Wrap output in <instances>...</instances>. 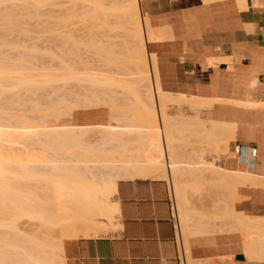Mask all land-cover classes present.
I'll return each instance as SVG.
<instances>
[{
	"label": "bare ground",
	"instance_id": "obj_1",
	"mask_svg": "<svg viewBox=\"0 0 264 264\" xmlns=\"http://www.w3.org/2000/svg\"><path fill=\"white\" fill-rule=\"evenodd\" d=\"M37 1L35 0V3L34 2H32V3H34L35 5L36 4L38 5ZM109 1L108 0H92L91 3L96 10H98V11L100 10V12L103 10L106 13H112V14H115L116 17H118V24L123 28V30L125 32L124 36L126 37V42L128 43V46H127L128 51H127V58L126 59H128V62H129V63H127V65L128 66L130 65V68L132 69V71H130V72L132 73L131 75H133V78H134V79L132 78L133 82H130L131 80L129 79L130 84H128L127 78H126V80L124 78H123V80H121L119 78V76H118L119 79L117 77H114V76H113L114 77L113 78L112 74L110 73L112 70H110V71L106 70V72L109 71V73L111 75H109V77L106 76L107 74H109L108 72L106 74H103L106 76V77L101 76V77H103L102 78L103 80L101 79V77L98 76L100 74H98V75L96 74L95 76L94 75L90 76L89 74H87L88 78H86L87 76H84L85 74L82 71H81V73H80V71L78 73V71L76 72L74 70L75 68H71L72 70L69 69L70 67L66 68L68 66V65L66 66V64H65L66 70L65 71L63 70L64 71L63 73H61L62 70L61 71L59 70L58 73H57V71L54 72L52 70H47V71L41 72L42 71L41 70L40 71L41 73H40L39 71H37L38 70L37 69L36 71L39 73H36L33 70L34 72H33V74H31L32 73L31 67H30L31 71H30V69H28L29 66H27L26 68H24L22 66L20 68H17L15 65L11 66L15 63L11 64V61H9L10 59L7 62H6L7 59H3V60H5L4 62H6L5 64H7V66H9V65L11 66V67L9 66V68H8V67H6V65H2L4 63H2L3 60L0 58V88H2V89H0V93H2V90H4V88L5 89H8V88L29 89L35 85L37 87L38 86L37 84H40L39 86L40 87L43 86V88L45 85H46L45 87H47V84H48V86H50L51 84H52L51 86H54L53 83H55L57 81L63 82L65 85L63 83H61L62 87L67 89L66 87L68 86V89H69V87L73 86V85H71L72 80H75V81L77 80L78 82L82 81V83H84V79L86 78L85 82L88 83V81H89L91 83V85H92V83L98 84L97 82H103L105 84L108 83V85H110L111 83L113 84V82H111L110 80H112V81L114 80V82H115V80L117 79L119 81H116V83L117 84L119 83L121 85V87L124 88V90L128 89L129 87H132L131 90H133L132 91L133 93L132 92L130 93V95L132 94L131 95L132 97L129 95L130 97L128 96L129 97L128 99H130V98L132 100L134 99L136 101V103L138 104L139 110H138V113H137V111H136V113L139 116L136 117L137 118L136 121L139 123L141 122L140 125L143 126V127L141 126V128L139 127V129L140 130L144 129L143 131H146V132H144L145 133L144 137H146V141H145V143H143V145H146L147 151H149V153H138L137 154V153L132 152L133 149L138 148L139 146H142V145L139 144V145H136L132 148L129 145V143L127 144L125 141H123V139L124 138H125V140L130 139L128 137L126 139L125 136L134 131L135 125L134 124H132V125L126 124L127 117L123 118L124 114L114 112V109L112 110V108L110 110L111 111L110 113H112V114H110L111 115L110 118H112V120L115 122V125H112V126L107 125L106 127L104 125V128H106L107 130H105L106 133L104 132L105 137L99 143L87 142L88 139L86 138L87 137L86 134L89 133V131H87V130H89V127H91V125H89L88 128L86 127L87 129L85 128V126H84V128L83 127L82 128L76 127L77 129L76 128H69V127L67 129L66 127H64V130H62L60 127V131L62 130V132L64 131V133L60 132V133L56 134L57 135L56 138H59V141L57 142L58 145H61V143H62L61 149H62V152L64 150L63 154L65 155V157L62 159L61 158L59 159V160H61V161H58L59 164H56V165L52 164L51 165V171L49 174L47 173L48 175H46V172H49V170L48 171H46V170H47V166H49L50 163H48L47 161H49V160L51 161V159H47V158L45 159V157L43 159L36 157L35 160L37 162H39V163H36V161L33 159L35 157L32 158V157H29L27 155L28 158L25 156L26 160L24 161V159H23V161H22V159H19V158H21V157H19L20 155L18 156L19 158H17V156L15 158V156L10 155L9 152H8V154L10 156H7V157L4 156L5 157L4 158L3 157L4 154L2 155V153L5 151L3 150L2 143H0V157L2 155V158H0V264H68L67 260H66V254H65L66 253L65 252V244L67 241L77 240L80 238H97V237H100L101 235L108 234L110 231H113L119 227V225L116 223V216L119 213V204L117 201H115L113 199L115 194L117 193V184H118V181L120 179H134V178H152V179L155 178V179H165V180L169 181V183L171 185L172 195H173L172 197L174 198V201H175V206H176L175 209H176L177 217L179 220V224L181 225V228L183 226L182 230L183 229L187 230L190 235L191 234L192 235L193 234L199 235L200 233L205 234V232H207V233L208 232H214L215 233L217 231H224V230H226V231H228V230L241 231L244 233V236H245L244 244L246 245V251L245 252H246L247 256L251 259H258V260L264 261V219L254 221V219L251 220V219L247 218L246 216H244L240 213H237L234 210V205H233L234 202L231 201L232 199L229 200L230 197L228 199H227V196L225 197V194L227 192L225 194L223 193L224 198H226L225 200L222 199L223 201H221V202H218V200H217V202H215L217 204L214 203V208L217 209L216 212L215 211L212 212V210H216L214 208L210 212H209V210L207 212L206 210H203L202 208L201 209L196 208L199 206L195 205L194 203H191L193 201V199H191L192 195L194 194V197H195V195L199 196L200 193L203 191V189L206 188V185H208L206 182L207 180L210 181V179H211L210 182H212L213 184L215 182L214 185H216V183H217V186L220 184L222 188H227V189H229L230 192H234L236 190V187L238 184H240L244 181L246 182L247 179L252 177L250 174L242 173V171H240V170L226 169V168L222 167L223 165H219L216 162L217 160L214 158L216 155H218L217 157H219L220 152H222V151L224 152L228 149L229 140H230L228 138L233 137V135L231 134L233 131L232 130L233 125L229 122L228 123L219 122V121H212L211 122V120H209V123L211 122V125H209V124L207 125V123H208L207 121H206L207 122L206 123L204 120H201V119H199V117H196V116L194 119L190 118V117H184V116H179L177 118H173V116L169 117L168 114L166 113V110H164V108H163L165 104L162 106L163 109L160 108L159 104L162 101L163 102L166 101L165 99H167V98H168V102H171V103H174V102L182 103L184 101H185L184 103H186L187 98L185 95H180L179 97L175 98L172 96H167L166 93L164 94L162 92L161 87H160L161 86L160 85V76H159V71H158V66H157V56H156V53L155 54L150 53L148 51V47H147L148 42L160 40L162 33H164L162 31H165L166 33L169 30L171 31L169 25H167L169 30L167 27H160V28L154 27L151 23L150 17L148 16V14L145 13V10L142 7L141 0H112L110 2ZM114 1H115V3H114ZM210 1H212V0H210ZM238 1L240 2L241 7H243V8L246 7L245 0H238ZM8 2H12L14 5L16 3H18L17 5H19V3H26L27 0H0V6L3 3H8ZM39 2H41V1L39 0ZM69 2H71V1H69ZM111 2H113L116 5L113 7L114 4ZM246 2H247V0H246ZM108 3L109 4L111 3V5L113 4L111 9H109V7L108 8L105 7V6H107ZM28 4L30 5V3H28ZM32 6H33V4H32ZM6 8L8 11V7H6ZM9 8H10V6H9ZM39 9H41V8H38L34 12L39 11V13H40ZM0 10H2V9L0 8ZM90 11H92V10H90ZM76 13H72V14H76ZM8 15L10 16V18H8L9 20L6 19V22L8 21L11 23V21H15L12 18L10 12H8ZM5 16H7V15H5ZM71 16H70V18H71ZM4 18H7V17H4ZM16 18H18V17H16ZM2 19H3V17H2ZM2 19L0 20V22L5 21V19L4 20H2ZM16 21H18V20H16ZM6 22L5 23L3 22L4 23L3 25H6ZM10 23L8 24L9 26H10ZM2 26L0 24V27H2ZM16 26L18 27V25H16ZM16 26L14 25V27H16ZM13 29L15 30V28H13ZM16 29H19V27ZM18 31H20V30H18ZM21 31H22V29H21ZM67 35H69V34H67ZM166 35L169 36L168 33ZM65 36H66V34H65ZM164 37H165V35H164ZM102 47L104 49V46H102ZM69 49L67 51H70ZM152 54H153V57H152ZM25 56H24V58H26ZM64 61H65V59H64ZM73 62H76V61L73 60ZM21 63H22V61H21ZM20 64H18V65H20ZM23 66H24V64H23ZM70 66H72V64ZM37 68H39V67H37ZM76 69H77V67H76ZM100 70H102V69H100ZM96 72L99 73V71H96ZM103 72H105V70ZM130 72L128 73V75L130 74ZM116 73H117V71H116ZM123 73H124V71H123ZM122 74H121V76H122ZM79 75H81V76L83 75L82 77H84V78L81 79L80 78L81 76H79ZM87 79H88V81H86ZM4 80H5V82L3 84L2 82ZM7 81H8V83H7ZM9 81H10V83H9ZM90 83L88 84L89 86H90ZM43 84H45V85H43ZM105 84L103 87L108 88V86H105ZM1 85H3L4 88ZM82 85L86 86L87 84L86 85L82 84ZM99 85L102 86L101 83ZM118 85H117V87H118ZM96 86L97 85H92L91 87H96ZM114 86H116V85H114ZM6 87H8V88H6ZM58 87H61V85ZM58 87H56V88H58ZM143 87L145 89H147V91H145V89L143 90ZM72 88L74 89L75 87H72ZM45 89L46 88H44V90ZM53 90H55V89H53ZM69 90H71V89H69ZM77 90H73V93H76V96L78 97V91ZM90 91H91V89H90ZM105 91H107V90H105ZM97 92H98V94H97ZM97 92H95V94H94V92L89 93L91 95L93 94L92 96H94V98L90 95V99H89V94L87 96L84 94V96H86L87 98L84 96H83L84 98H82V97H80V98L82 100H86V102H85L86 105H87V102L89 103L91 100H92V102H90L91 104L93 103L94 100L98 102L99 99L96 96H100V95H99V91H97ZM66 93H68V92H66ZM107 94H104V95H106V97H107ZM68 95L66 97V95L64 94V98H62L61 101L67 102L68 98L69 97L72 98V96H73L71 94V96L69 95V97H68ZM77 97H75V100L70 99L72 101H75L73 104H69V102H67L69 106L71 105L70 107H72V108L76 107L77 104H75V103L78 102L77 100H80ZM106 97H104V99H105L106 103L108 104V102H110L108 99H111V98H108L110 96H108L107 98ZM0 98L3 99L2 97H0ZM119 98L120 97H118L117 99H119ZM159 98L161 100L162 99H164V100L159 102V100H160ZM188 98L190 99V97H188ZM100 99H102V98H100ZM121 99L125 100L126 98L122 96ZM16 101L17 100H14V102H16ZM14 102L12 104H14ZM79 103L80 102H78V106H79ZM83 103H84V101H83ZM83 103L81 102V104H83ZM98 103H100V102H98ZM190 103H192V102H190ZM95 104H96V102H95ZM110 104H111V102H110ZM161 104H163V103H161ZM193 104H194L193 106L196 105V107L198 108V103L194 102ZM200 104H201V102H200ZM64 105H65V108L68 107L66 104H64ZM72 105H74V106H72ZM84 105L85 104H83L82 106H84ZM117 105H119L118 102H117ZM117 105H115V106H117ZM121 105H122V103H121ZM204 105H206V104H204ZM110 106L112 107V105H110ZM183 106H184V104H183ZM79 107H81V105ZM85 107H87V106H85ZM1 108H3V107L0 106V109ZM69 108H67V109H69ZM113 108H114V106H113ZM115 110L116 111L118 110V106H117V109H115ZM162 110H164V111L162 112ZM41 114L39 116V119L43 118V120H45L43 115H41ZM62 114H65V113L63 112ZM66 114H67V112H66ZM41 116H42V118H41ZM45 117H46V115H45ZM191 117H192V115H191ZM17 119L20 121V123L22 122V120H20L19 118H17ZM124 120H126V122ZM10 121L12 122V120H10ZM14 121H15V119H14ZM8 122H9V119H8ZM15 122H16V124H18L17 120ZM131 123L132 122H130L129 124H131ZM9 124H11L12 126H15V124H13V123L9 122ZM9 124H8V126H11ZM37 124L39 125V123H37ZM135 124H136V122H135ZM5 125H7V124H5ZM45 126H42V127L45 128ZM23 127H25V126H23ZM136 127H138V126H136ZM193 128H196L197 130H203L202 133H201V131L197 132V130H195V132H197L198 135H200V136H197L196 135L197 133L195 134V132L193 131L194 130ZM20 129H22V131L27 133L25 130V129H28L27 127L20 128ZM139 129L136 128L135 130L138 131ZM182 129L186 132L185 133L184 131H182V134H183V132L185 133V134H183L184 136H186L185 139L188 136H190L186 140L184 139V136H182V134H181L180 130H182ZM29 130H30V128L28 129V131ZM92 130H93V128L91 129V131ZM176 130H178V131H176ZM3 131H1L2 134H3ZM189 131L190 132L193 131L194 132V133L192 132L193 135L192 134L187 135V133H190ZM30 132H31V130H30ZM174 132L175 133L177 132V134L178 133L179 134L177 135ZM5 135H7V134L5 133ZM175 135H177V136H175ZM25 136H22V138H20L19 142H18L19 137H16V135H14L13 139H12V136H11V138L8 137V139H11L10 141H8L7 139L6 140L13 145L16 144V142L18 143L17 145H19V144L21 145L22 143L24 144L25 139L29 137L28 135H27V137H25ZM34 137H35V135H34ZM177 137L181 138V139L183 138L184 140L183 139L182 140L181 139L176 140ZM0 138H1V136H0ZM23 138H25V139L22 142L21 140ZM225 138H227V142H226V146H225V148H223L224 149L223 150L220 146L222 144H219V143L221 141L225 140ZM195 139L196 140L199 139L200 143L202 142L203 144L204 143H206V144L211 143V144H214L215 146H217V148L215 149L214 148L215 146H212L210 144L211 147L214 148V150H216V151L213 150L215 153L213 152L214 154L213 153L212 154L213 155L216 154L213 157V159L207 160L203 156L202 157H199V156L195 157L198 154L194 153L193 152L194 150H192V153L190 152V150H189L190 148H188V146L190 145V141L192 142ZM114 141H118V143H116ZM119 141H121V142H119ZM4 142H6V141L4 140ZM4 142H3V144H4ZM20 142H22V143H20ZM203 144H201V145H203ZM5 145H6V143H5ZM192 145H194V144H192ZM10 146H12V145H10ZM10 146L8 145V147H10ZM97 146H101V148L100 147L97 148ZM218 146H220L222 151H221V149L218 148ZM17 147H19V146H17ZM196 147L197 146H195V148ZM13 148L14 147H12V148L10 147L8 149L14 150ZM37 151H38V149H37ZM21 152H23V151H21ZM39 154H41V153H39ZM193 154H194V156H193ZM225 154L226 153H224L223 155H225ZM54 155H55V153H54ZM23 158H24V156H23ZM31 158L33 161L31 160ZM1 159L2 160L5 159L6 162L2 161ZM15 159H18L21 161L17 160L16 162H18V163L16 164L14 161H12ZM27 159H28V161H27ZM38 159H39V161H38ZM219 159L220 158H218V160ZM42 160L45 162H43ZM62 160L64 161L63 164H61ZM9 161L11 162V165H12V163H14V166L12 165L13 168L17 166L16 169L15 168L11 169V167H12L11 165L9 167ZM3 163H6V166L8 165L7 168L8 167L9 168L8 169L6 168L7 171L8 170L13 171V172L10 171L12 173V176H10V178H12L13 180L14 179L15 180L17 179L16 181L22 180V182H26L25 184L28 185V184H32V183H29L28 180H31V182H33L35 180L39 181V178L42 179L43 181L45 179L46 180L45 186L47 188L45 193L48 194L49 196H51L52 202L55 203L54 204L55 214L54 215L49 214V207H47L48 204L47 205H45L44 203L42 204V201L40 202V201L33 200V199H30L27 197L24 200L19 199L20 200L19 201L15 197V195L13 194L15 191H11L13 189V187H15L14 185H16V184H9L11 179L9 180V183L3 182V181H7V180H2V179H4V177L8 176V174H7L6 176L3 177L4 173L6 174V169H5V167L3 168V166H2ZM63 165H64V167H63ZM40 167L42 169L44 167H46V170H45V168H44L45 171L43 170L45 172V175H44L43 171L40 169ZM206 171H208L209 173L212 172L213 174L214 173L215 174L214 175L208 174L207 175L208 177H206V174H205ZM10 172H9V175H11ZM42 173H43V175H42ZM217 173H218V175H216ZM211 175H213L214 177ZM210 176H211V178H210ZM23 180H26V181H23ZM42 180H40L41 184H43ZM14 181H13V183H14ZM37 182H36V184L34 182L33 183L35 185H37L38 184ZM213 188H211V189H213ZM15 189H13V190H15ZM36 189H38V188H36ZM211 189H209V190H211ZM205 191H208V188L205 189ZM224 191H226V190L224 189ZM215 192H216V190H215ZM234 193H236V191ZM15 194H18V193L15 192ZM223 194H221V195H223ZM2 197L3 198L5 197V198L3 199ZM199 198L200 197H198L197 200ZM199 200H201V198ZM211 200H213V198ZM215 200L216 199H214L212 202H214ZM190 203L195 205V206H192ZM218 204H219V206H217ZM49 206H50V204H49ZM51 208L52 207H50V210H52ZM52 212H53V210H52ZM52 212H50V213H52ZM23 216H27L31 219L39 220L40 223H42L40 226L45 225V228L47 226H48L47 228H49L50 226H57L59 229H61L60 232L58 233V235L59 234L60 235L57 236L56 239H54V240H52L51 238H50L51 240H49L48 237L50 235L47 234L49 236H45L46 233H45V235L43 234L47 230L42 233L43 235H38V234L37 235H32V234L29 235L28 232H27V235H23L24 233L22 234L21 231H19L20 232L19 233L18 232L19 229L17 230V228L19 226H17L14 223V221L16 222L18 220V218L23 217ZM4 217L7 218L8 220L4 219ZM218 218H219V220L225 221V223L223 222L221 224V222H222L221 221L218 226H217V223L215 226L214 221L218 220ZM212 219L213 220L216 219V220L213 221ZM6 221H9V222H6ZM3 228H6L5 230H7V231H4ZM52 230H53V228H52ZM248 230H250L251 232L250 231L248 232ZM49 231H50V229H49ZM186 234H187V232H186ZM208 234H210V233H208ZM53 238H55V237H53ZM180 241H181L180 243L182 246V240L180 239ZM184 241H185V244L187 246L186 249H188V252H189L190 250H189L188 238ZM184 247H185V245H184ZM186 252H187V250H186ZM188 255L189 256L187 258H188L189 262H185V264H194V262H196L198 260V259L196 261L193 260L191 258V253H189ZM201 262H202V260H201Z\"/></svg>",
	"mask_w": 264,
	"mask_h": 264
},
{
	"label": "crops",
	"instance_id": "obj_2",
	"mask_svg": "<svg viewBox=\"0 0 264 264\" xmlns=\"http://www.w3.org/2000/svg\"><path fill=\"white\" fill-rule=\"evenodd\" d=\"M141 3L154 27L171 29L169 36L147 45L157 56L161 90L167 96L187 98L186 103H170L166 113L173 118L196 116L207 125L212 121L233 125L226 152L204 157L215 156L222 167L252 176L237 185V194L232 193L234 210L254 221L264 219V0H245L244 8L238 0ZM104 116L110 122L109 109L93 108L84 124H108L95 123ZM196 154L200 156L199 151ZM114 200L119 204V227L97 238L67 241L68 264H180L178 243L183 234L169 181L120 179ZM208 233L189 235L193 260L264 264L247 256L243 232Z\"/></svg>",
	"mask_w": 264,
	"mask_h": 264
},
{
	"label": "rangeland",
	"instance_id": "obj_3",
	"mask_svg": "<svg viewBox=\"0 0 264 264\" xmlns=\"http://www.w3.org/2000/svg\"><path fill=\"white\" fill-rule=\"evenodd\" d=\"M40 1L41 2H39V0L37 1L38 5L34 4L35 0L34 1L33 0H27L26 3H19V5H17L18 3H16L14 5L12 2H8V3H3L0 6V8L2 9V10H0V20L2 19V17H3L2 20L5 19V21H1L0 22L1 26L6 22V19L9 20L8 18H10V16H9L10 14L8 15V12L11 13L12 18L15 20V21H11V23L7 21L6 25H3L2 27H0V58L2 60L3 59H7L6 60V62H7L10 59L9 61H11V64L15 63V64H13L11 66L15 65L17 68H20L21 66L26 68L27 66H29L28 69H30V67L32 68V73L30 72L31 74H33L34 71L36 73H39L41 70H42L41 72H44V71H47V70H52L54 72L57 71V73H58L59 70L60 71L62 70L61 73H63L66 70V68L70 67L69 69L75 68L74 70L76 72L78 71V73H79V71H80V73L82 71L85 74L84 76H87L86 78H88L87 74H89L90 76H93V75L95 76L96 74L97 75L100 74L98 76L101 77V76H105L103 74H106L107 72L109 73V71L112 70L110 72L112 74V77L114 76V77L118 78V76H119V78L121 80H123V78L126 80V78H127L128 79V84H130L129 83L130 80H131L130 82H133V80H132L133 75H131L132 73L130 72V71H132V69L130 68V65L129 66L127 65V63H129V62H128V59H126L127 58V51H128L127 50L128 43L126 42V37L124 36L125 32H124L123 28L118 24V17H116L115 14L106 13L103 10L101 12H100V10L99 11L96 10L94 8V6L92 5V3H91L92 0H63V1L62 0H40ZM69 1H71V2H69ZM110 1H112V0H110ZM32 2H34V3H32ZM28 3H30V5ZM111 3H113V2H111ZM111 3L110 4L108 3L109 5L107 4V6H105V7L106 8L109 7V9H111V7L115 3V1H114V3L112 5H111ZM32 4H33L34 7L32 6ZM115 5L116 4H114L113 7ZM9 6H10V8H9ZM36 6L38 8H41V9H39L40 13H39V11L38 12H34L35 10L38 9ZM6 7H8V11H7ZM90 10H92V11H90ZM72 13H76V14H72ZM5 15H7V16H5ZM70 16H71V18H70ZM4 17H7V18H4ZM16 17H18V18H16ZM16 20H18V21H16ZM9 23H10V26L8 25ZM14 25L15 26L18 25L19 29H16L18 27L17 26L14 27ZM13 28H15V30ZM21 29H22V31H21ZM18 30H20V31H18ZM162 32H164V33H162ZM162 32L161 33H162L163 36L161 35L160 40L162 38H164V35L166 36V34H167L165 31H162ZM65 34H66V36H65ZM67 34H69V35H67ZM102 46H104V49H103ZM68 49L70 51H67ZM24 56L27 59L24 58ZM152 57H153V54H152ZM64 59H65V61H64ZM73 60L76 61V62H73ZM4 61L5 60H3V62H2L4 64H2V63L1 64L2 65H6V67L9 68L10 65L8 64L9 66H7V64H5L6 62H4ZM21 61H22V63H21ZM18 64H20V65H18ZM23 64H24V66H23ZM65 64H66V66L67 65L68 66L66 67ZM71 64H72V66H70ZM37 67H39V68H37ZM76 67H77V69H76ZM100 69H102V70H100ZM103 69L105 70V72H103L104 71ZM36 70L39 71V72H37ZM106 70H109V71L106 72ZM30 71H31V69H30ZM96 71H99V73L96 72ZM116 71H117V73H116ZM123 71H124V73H123ZM129 72H130V74H129L130 76L128 75ZM110 73L107 74L106 76L109 77V75H111ZM121 74H122V76H121ZM79 76H81V75H79ZM82 76L80 77L81 79L84 78ZM102 78L103 77H101V79ZM85 79H84V83H82V81L78 82L77 80L76 81L72 80V84L71 85H73L72 87H75V88L73 89L72 87H69V89H71V90L68 89V86L67 87L65 86L67 89L62 87L61 83H63V82H60V81L59 82L57 81V82L53 83L54 86H51L52 84L50 86H48V84H47V87H45L46 85L43 84V85H45L44 86V88H46L45 90H44L43 86H41L43 89L39 86L40 84H37L39 87L38 86L36 87V85H35V86H32V88H29V89L8 88V87H6L8 89H5L3 87V85H1L4 88V90H2V93H0V97L3 98V99L0 98V106L3 107V108L0 109V134H1L0 135L1 136L0 139L3 142H4V140L6 141L3 144V142L0 140L1 141L0 143H2V145H3L2 146L3 150L6 152V153L5 152L2 153V155L4 154L3 157L4 156L7 157V156H10V155H13V156H15V158H16V156H17V158L21 157L19 159H22V161H23V159H24V161L26 160L27 155L29 157H32V158L35 157V158H33L34 160L36 159V157L37 158H42V159L44 157H45V159L46 158L47 159H51V161L49 160L50 162L47 161L48 163H50V165H49L50 167L47 166V170H46V167H44L46 171L49 170V172H46V175H48L50 173V171H51V165L52 164L53 165L59 164L58 161H61L59 159L60 158L62 159V158L65 157V155L63 154L64 150L62 152V149H61L62 143H61V145H58L57 142L59 141V138H56V136H57L56 134H58L60 132L64 133V131L62 132V130H64V127H66L68 129V127L69 128H76V127L77 128H80V127L84 128V126H85V128L86 127L88 128L89 125H91V127H89V130H87V131H89V133L86 134L87 137L85 136L88 139L87 142H89V143L90 142L91 143H94V142L95 143L96 142L99 143L105 137V133H106L105 130H107L106 128H104V125H105V127L107 125H109V126L115 125V122L112 120V118H110V122H109V119L106 116H104L102 118H99L98 120L95 121V123H108L109 122L108 124H100V125L99 124H96V125L95 124H84L86 122L85 121L86 113H88L90 111L92 112L93 108H96V110L101 111V112L102 111H107L109 109V116L110 117H111L110 114H112V113H110L111 112L110 111L111 108H112V110L114 109V112H118L120 114L121 113L124 114L123 118L127 117V122H126V120H124V121L128 125L134 124L135 125V128H134L135 132L133 131L134 133L131 132L128 135H126L125 136L126 139H127V137L130 138V139L125 140V138H124L123 141H125L127 144L129 143V145L132 148L134 146H136V145H139V144L142 145V146H139L138 148L133 149L132 152H134V153H137V154L138 153H149V151H147L146 145H143V143H145V141H146V137H144V134H145L144 132H146V131H143L144 129L140 130L139 127L141 128V126H142V125H140L141 122L139 123V122L136 121V119H137L136 117L139 116V115H137L138 110H139L138 104L136 103V101L134 99L133 100L131 98L128 99L132 95V94L130 95V93L133 91V90H131L132 87H129L128 89L124 90V88L121 87V85L119 83H118L119 85L116 83V81H119V80L116 79L115 82H114V80L113 81L110 80L111 82H113V84L110 82L111 83L110 85H108V83L105 84L103 82H97L98 84H93L92 83V85H97L96 86L97 88H96V87H91L92 86L91 83L88 81V79L86 80V81H88V83L85 82ZM4 82H5V80L2 83L4 84ZM7 83H8V81H7ZM9 83H10V81H9ZM89 83H90V86L88 85ZM100 83L102 84V86L99 85ZM82 84H85V85L87 84L86 85L87 87L83 86ZM104 84H105V86H108V88L107 87H103ZM60 85H61V87H58ZM114 85H116V86H114ZM117 85H118V87H117ZM56 87H58V88H56ZM0 89H2V88H0ZM53 89H55V90H53ZM90 89H91V91H90ZM144 89L145 88L143 87V90ZM73 90H77L78 91V97L76 96V93H73ZM105 90H107V91H105ZM97 91H99V95L101 97L100 96H96L98 94ZM145 91H147V89H145ZM66 92H68V93H66ZM92 92H94V94H95V92H97V94L95 96L99 99L98 102H100V103H98L97 101L94 100L93 103L91 104L90 102H92V100L91 101L89 100L90 102L89 103L87 102V105H86V103H85L86 100H82L80 97L84 98L89 93H92ZM64 94L66 95V97H67L68 94L70 96H71V94L73 95L72 98H70L69 95H68L69 98H68L67 102H69V104H73L75 102V101H72V100H75V97L80 99V100H77V101L80 102L79 106L81 105V107L78 106V102L75 103V104H77L75 108L74 107L73 108L70 107L71 105L69 106L67 102H62L61 100H62V98H64ZM84 94L86 96H84ZM102 94L103 95L107 94V97L110 96L108 98H111V99H108V100L111 102V104H110V102H108V104L106 103V101L104 99V97H106V95L103 96ZM90 95L91 94H89V99H90ZM122 96L125 97L127 100L126 99L125 100L121 99ZM92 97L94 98V96H92ZM118 97H120V98L117 99ZM100 98H102V99H100ZM70 99H72V100H70ZM14 100H17V101L14 102ZM162 100H164V99H162ZM162 100L160 99L159 102L162 101ZM165 100L166 101H164V102L162 101L161 103H163V104L160 103L159 106H160L161 109L164 108V110L168 111V110H170L168 105L171 102H168V98L165 99ZM12 101L14 102V104H12L13 103ZM83 101H84V103H83ZM81 102L83 104H85V105L82 106L83 104H81ZM95 102H96V104H95ZM117 102H118L119 105H117ZM121 103H122V105H121ZM64 104H66L68 106V107L66 106L67 108L70 107L69 108L70 110L65 108ZM109 104L112 105V107ZM115 105L118 106V110L117 111L115 110V109H117V106H115ZM163 105H164V107L162 108ZM72 106H74V105H72ZM85 106H87V107H85ZM113 106H114V108H113ZM164 110H162V112ZM65 111L67 112V114H66ZM136 111H137V113H136ZM61 112L62 113L64 112L65 114H62ZM40 114L43 115L45 120H43L42 116H41L42 119H39ZM45 115H46V117H45ZM13 118L15 119V121L17 120L19 125L16 124V122L14 121ZM17 118L22 120V122L20 123V121ZM8 119H9V122L15 124V126H12L11 124H9ZM10 120H12V122ZM129 121L132 122V123L129 124L130 123ZM135 122H136V124H135ZM37 123H39V125ZM5 124H7V125H5ZM8 124L11 125V126H8ZM22 125L27 127L28 129L30 128L31 132H30V130L28 131V129H25L27 133L22 131V129H20V128H25ZM42 126H45V128L42 127ZM136 126H138V127H136ZM60 127L62 129L61 131H60ZM90 128L91 129L93 128V130L91 131ZM136 128L139 129L140 131L138 130L139 131L138 132L137 130H135ZM1 131H3V134H2ZM180 131L182 133V131H184V130L182 129ZM184 132H183V134H184ZM5 133L7 135H5ZM10 135L12 136V139H13L14 135H16V137H19L18 138V142L20 141V138H22V136H25V135H26L25 137H27V135H28L29 139L28 138H26V139L23 138L21 141L23 142V140L25 139L24 144L22 142H20V143H22L21 144L22 146L20 144L17 145L18 144L17 142H16V144L13 145V144L8 142V141L11 140V139H8V137L11 138ZM34 135H35V137H34ZM228 139H231V137L228 138ZM198 140H196V141L194 140L192 142L190 141V145L188 146V148H192L194 150L193 151L194 153H196V151H199L200 152V156L199 157H202V156L204 157V155H206L207 153H213L214 151H216V150H214V148L216 149L217 146H215L214 144L210 143L212 146H215L214 148H212L209 143H207V144L204 143L203 144L202 142L200 143V140L199 141ZM114 142L118 143V141H114ZM119 142H121V141H119ZM226 142H227V138H225V140H223V141H221L219 143V144L223 145V146L220 145L222 149L225 148ZM5 143H6V145H5ZM192 144H194V145H192ZM201 144H203V145H201ZM8 145L9 146L12 145L10 147L11 148L14 147L13 148L14 150L8 149V148H10V147H8ZM17 146H19V147H17ZM195 146H197V147L195 148ZM220 146H218L219 149H221ZM98 147L101 148V146H97V148ZM37 149H38V151H37ZM195 149H196V151H195ZM222 149H221V151H222ZM21 151H23V152H21ZM8 152H9L10 155L8 154ZM224 152H226V151H224ZM39 153H41V154H39ZM54 153H55V155H54ZM220 153H223V151L220 152ZM2 155H1L0 158H2ZM23 156H24V158H23ZM193 156H194V154H193ZM32 158H31V160H32ZM17 160L18 159H15V160H12V161H14L17 164L18 163V162H16ZM2 161H5V159L2 160ZM18 161H21V160H18ZM27 161H28V159H27ZM38 161H39V159H38ZM43 162H45V161H43ZM36 163H39V162L36 161ZM63 163H64V161L62 160L61 164H63ZM10 165H11V162L9 161V167H10ZM12 165L14 166V163H12ZM2 166H3V168L5 167V169H6L8 165L6 166V163H3ZM13 166L11 167V169H14V168L16 169L17 166L14 167V168H13ZM63 167H64V165H63ZM44 168L42 169L40 167V169L42 171L44 170ZM7 169H6V174L4 173L3 177L6 176L7 174H8V176L4 177V179H2V180H7V181H3V182H5V183L8 182L9 183V180L11 179L9 184H16V185H14L15 187H13V189H15V188L16 189L15 190L12 189L11 191H15V192L18 193V194H15V192L14 193L12 192L18 200L19 199L20 200H24L27 197V198H30V199H33V200H37V201H40V202L42 201V204L43 203L45 205L48 204L47 207H49V214H52V215L55 214V210H54L55 209L54 208V204L55 203L52 202V197L45 193L46 190H47V188L45 186V184H46V180L45 179L43 181L42 179L39 178V181L37 180L38 182L35 180L38 183L37 185H35L36 184L35 181L32 180L35 183L34 184L33 182H31V180H28V182L32 183V184H28L27 185V184H25L26 182H22V180L21 181H19V180L16 181L17 179L16 180L14 179L15 180L14 181L12 178H10V176H12L11 172H13V171H11V170L7 171ZM44 171H43V173L45 175ZM208 171H206V173L204 172L206 174V177H208L207 176L208 174H213L212 172L209 173ZM9 172H10L11 175H9ZM43 173H42V175H43ZM213 175H211V176H213ZM216 175H218V173ZM211 176H210V178H211ZM40 180H42L43 184L40 183ZM13 181H14V183H13ZM23 181H26V180H23ZM210 181H211V179H210ZM210 181L207 180L206 182H207L208 185H206V188L204 187L205 189L208 188V191H205V189H203V191L200 193L199 196L195 195V197H194V194H193L192 195L193 198L191 197V199H193V201L191 203H194L195 205L199 206V207H196V208H199V209L202 208L203 210H206L207 212H208V210L210 212L214 208V203L217 202V200H218V202H221V197H222L221 194H223V193L225 194L224 189L226 190V192H228L227 199L230 197L229 200L232 199V193H233V192H230L229 189H227V188H222L220 184L217 186V183H216V185H214L215 182L213 184ZM210 187L211 188L214 187V188L211 189ZM36 188H38V189H36ZM209 189H211V190H209ZM215 190H216V192H215ZM198 197L201 198V200H199L200 198L198 199L200 202L197 200ZM212 198H213V200L214 199H216V200L214 202H212L213 201V200H211ZM231 201H233V199ZM49 204H50V206H49ZM215 204H217V203H215ZM191 205L195 206L193 204H191ZM217 206H219V204ZM50 207H52L51 209L53 210V212H52V210H50ZM214 209H216V208H214ZM213 211L216 212L217 209L216 210H212V212ZM50 212H52V213H50ZM20 218H18V220L16 219L17 221L16 222L14 221V223L17 226L20 227V228L18 227L17 230L19 229L18 232L21 231L22 234L24 233L23 235H27V232H28L29 235H31V234L32 235H37V234L38 235H43V234L45 235V233H46L45 236H49L50 235L48 237L49 240H51V239L54 240V239H56L57 236L60 235V234L58 235V233L60 232L61 229H59L57 226H50L49 228H47L48 226L46 225L47 226L46 227L47 229H46L45 225H43L44 227L40 226L42 223H40L39 220L31 219V218H29L27 216H23V217H20ZM4 219H7V218L4 217ZM214 220H216V219H214ZM6 222H9V221H6ZM220 222H221V224L223 222L225 223V221L219 220V218H218V220L214 221V223H215L214 225L216 226V223H217V226H218ZM51 227L53 228V230H52ZM182 228H183V226H182ZM3 229H4V231H7V230H5L6 228H3ZM49 229H50V231H49ZM44 231H46V232H44ZM249 231L250 230H248V232ZM186 232H187L188 235L186 234ZM47 234H49V235H47ZM182 234H183L182 246H181L180 242L178 243V245H179V261H180V264H185V262H189L187 257L189 256L188 254L190 253V251L188 252V249H186L187 246H186L184 240H186L190 234L185 229L182 230ZM53 237H55V238H53ZM184 245H185V247H184ZM186 250H187V252H186ZM196 263L197 264L198 263L199 264H216L215 262L209 261V260L208 261H202V262L201 261L194 262V264H196Z\"/></svg>",
	"mask_w": 264,
	"mask_h": 264
},
{
	"label": "built area",
	"instance_id": "obj_4",
	"mask_svg": "<svg viewBox=\"0 0 264 264\" xmlns=\"http://www.w3.org/2000/svg\"><path fill=\"white\" fill-rule=\"evenodd\" d=\"M251 153H252V155H255V154H256V150L253 149V150L251 151Z\"/></svg>",
	"mask_w": 264,
	"mask_h": 264
}]
</instances>
